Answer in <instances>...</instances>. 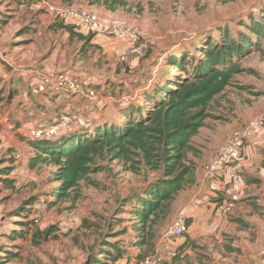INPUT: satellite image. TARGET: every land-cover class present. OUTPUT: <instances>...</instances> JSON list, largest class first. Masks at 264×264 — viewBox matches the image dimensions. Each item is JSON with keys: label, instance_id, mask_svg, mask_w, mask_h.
Returning <instances> with one entry per match:
<instances>
[{"label": "rangeland", "instance_id": "1", "mask_svg": "<svg viewBox=\"0 0 264 264\" xmlns=\"http://www.w3.org/2000/svg\"><path fill=\"white\" fill-rule=\"evenodd\" d=\"M38 1L0 0V170L8 171L7 177L0 176V264H91L96 259L111 264L102 258L104 243H117L124 251L115 264H139L160 250L171 221L188 217L195 207L201 211L194 220L188 218L189 231L167 242L177 256L164 264H264V145L255 146L250 166L241 169L232 212L215 214L213 196L191 197V186L178 194L170 216L155 225L152 244L142 250L134 244L140 234L131 213L132 197L160 173L141 169L133 174L116 160H98V173L82 180L68 198L48 205L58 187L52 179L56 168L30 167L34 152L27 138L31 128L49 125L74 109H80L86 124L123 122V100L137 96L142 104L140 93L165 77L168 57H199L195 47L219 40L223 28L233 38L245 34L255 41L245 25L251 18L260 19L264 0H120V5L111 0H46L59 9L88 10L106 23L137 29L150 43L148 52L125 64L119 62L123 42L98 38L97 44L73 45L64 31L53 28L61 22L56 15L34 6ZM70 64L75 66L67 69ZM240 65L242 72L209 104L208 117L192 139L199 152L191 157L196 167L210 163L213 159L207 158L234 130L264 120L263 38ZM169 71L176 73L173 67ZM61 72L92 80L103 106L74 94H42L41 77ZM4 178L11 183H3ZM32 200L45 202L44 207L27 205ZM21 207L25 211L19 214ZM67 213L77 222L60 231ZM19 233L24 238L17 237ZM140 251L145 254L142 260L137 257ZM7 253L11 260L3 258Z\"/></svg>", "mask_w": 264, "mask_h": 264}, {"label": "trees", "instance_id": "2", "mask_svg": "<svg viewBox=\"0 0 264 264\" xmlns=\"http://www.w3.org/2000/svg\"><path fill=\"white\" fill-rule=\"evenodd\" d=\"M15 1L24 3V0ZM28 1L31 0L25 3ZM111 2L120 5V0ZM245 26L250 35L257 37L255 41L245 34L233 38L228 29L223 28L219 29V40L210 39L195 47L199 57L189 53L168 57L166 67H173L175 75H171L168 69L165 77L161 76L151 88L144 89L139 95L142 104H139L137 96L129 101L123 100L119 109L123 122L117 125L83 122L79 129L58 138L30 141L34 152L30 167L45 164L56 168L52 179L58 182V187L52 192L53 200L48 205L68 198L79 188L82 180L98 173L101 170L96 167L98 160H116L133 174L141 169L158 172L160 177L156 181L132 197L131 213L137 220L135 230L140 234L135 247L142 249L151 245L155 225L170 216L178 194L195 184L197 167L191 157H197L199 152L192 139L208 117L209 104L230 86L234 75L242 72L241 58L257 48L259 39H264V10L259 20L251 18ZM53 28L63 30L70 39L84 44L93 37L78 33L73 26L62 22L55 23ZM2 175L7 177L8 171L0 170ZM1 181L11 183L5 178ZM38 202L45 203L37 201L34 204L33 201L27 205ZM22 211H25L24 207L18 213ZM16 236L24 238L21 233ZM102 246V258L111 264L125 255L117 243H104ZM144 255L140 251L137 257L142 260ZM3 258L11 260V254L7 253ZM91 264L108 263L96 259Z\"/></svg>", "mask_w": 264, "mask_h": 264}, {"label": "built area", "instance_id": "3", "mask_svg": "<svg viewBox=\"0 0 264 264\" xmlns=\"http://www.w3.org/2000/svg\"><path fill=\"white\" fill-rule=\"evenodd\" d=\"M34 6L47 13L55 14L58 20L63 24L73 26L78 33L123 42L125 47L119 52L120 64H125L129 60H139L148 52L150 43L142 40L139 31L135 28L113 22L106 23L100 19L98 14L84 9H59L46 0L38 1ZM41 92L74 94L92 101L98 108L104 104L91 81H86L81 76L68 72L43 75L41 77ZM82 120L80 109L63 112L51 124L31 128L27 133V138L30 141L55 139L66 132H70L67 131L69 127L81 126L84 122ZM255 132H264V120H258L252 126H244L234 130L216 149L213 160L204 166L205 178L208 181L214 182L223 178L221 189L217 191L218 193L214 192L212 199L215 214H228L235 207L234 195L240 182L244 148L253 139ZM35 207L41 209L44 205L38 202ZM186 219L183 216L174 218L162 235L160 250L153 256L143 259L139 264H164L168 259L175 258L177 252L170 248L167 242L179 240L189 231ZM76 222V217L72 213H67L58 225V229L65 231Z\"/></svg>", "mask_w": 264, "mask_h": 264}, {"label": "crops", "instance_id": "4", "mask_svg": "<svg viewBox=\"0 0 264 264\" xmlns=\"http://www.w3.org/2000/svg\"><path fill=\"white\" fill-rule=\"evenodd\" d=\"M63 31V30H61ZM77 32V31H76ZM66 33V32H65ZM83 35H86V34H83ZM66 36L67 38L70 39L69 35L66 33ZM98 38H102L103 37H99V36H93L90 41L86 44V46L90 45V44H97L96 41ZM96 39V40H95ZM71 40V43L74 45V44H81V45H84V43L81 41H77L76 39L72 38L70 39ZM86 48V47H85ZM136 61V60H135ZM75 66V64H70L68 65L67 69H70L71 67ZM70 74H75V75H78V76H81L82 78H86V76H84L83 74L81 73H76V72H68ZM92 81V80H90ZM93 83V82H92ZM44 94V92L42 93ZM50 95V94H48ZM256 145H264V132H255L254 133V137L253 139L250 141V143L244 148V157H243V167H248L250 166L251 164V161H252V155L254 152V149H255V146ZM213 156H214V152L212 154V157L210 156L209 158H207L209 161L211 160V158L213 159ZM206 159V160H207ZM206 164V163H205ZM204 166V164H203ZM203 166L201 164V167H197V171H196V181H195V184L192 186L193 188V194L191 197L193 196H196V197H199V198H207L208 200L210 198H212V196L214 195V192H216L217 190H220L222 185H223V178H220L219 180H216L214 182H210L208 181L206 178H205V174L203 172ZM220 187H219V186ZM199 203V202H197ZM201 210H199V208L195 207L191 214L188 215L187 220L188 218H191L192 220H194V218H197L199 213H200ZM190 228V226H189Z\"/></svg>", "mask_w": 264, "mask_h": 264}, {"label": "water", "instance_id": "5", "mask_svg": "<svg viewBox=\"0 0 264 264\" xmlns=\"http://www.w3.org/2000/svg\"><path fill=\"white\" fill-rule=\"evenodd\" d=\"M75 129H77V126H71V127H69L68 129H67V131L69 130V131H72V130H75Z\"/></svg>", "mask_w": 264, "mask_h": 264}, {"label": "bare ground", "instance_id": "6", "mask_svg": "<svg viewBox=\"0 0 264 264\" xmlns=\"http://www.w3.org/2000/svg\"><path fill=\"white\" fill-rule=\"evenodd\" d=\"M152 255V254H151Z\"/></svg>", "mask_w": 264, "mask_h": 264}]
</instances>
